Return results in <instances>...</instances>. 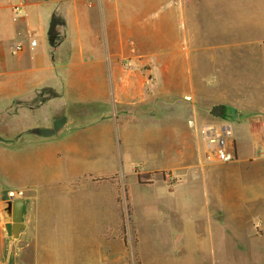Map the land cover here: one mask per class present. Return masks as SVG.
Instances as JSON below:
<instances>
[{
  "label": "crops",
  "instance_id": "crops-1",
  "mask_svg": "<svg viewBox=\"0 0 264 264\" xmlns=\"http://www.w3.org/2000/svg\"><path fill=\"white\" fill-rule=\"evenodd\" d=\"M14 6L20 8L15 11ZM163 6L170 10L158 20L145 22V16L141 18L142 14L148 16L150 9L156 14ZM259 7H264V0H0V104L7 105L6 111L0 110V129L5 128L8 136L0 142V253L8 249L13 264H77L73 260L78 258L76 232L101 223L97 216L104 213L96 207L98 202L90 189V150L101 135L104 150L111 151L116 127L109 115L90 122V103L107 104L116 97L120 104L132 98L135 101L131 105L157 104L156 87L150 84L148 93L145 80L137 73L132 77V69L127 72L123 60L138 68L144 63L154 64L157 71H170V80L183 81L184 86L193 88L192 71L224 69L217 65V55L264 52L262 25L245 34L207 31L203 25L204 21L223 19L263 23ZM128 8L133 14H128ZM33 39L35 45L31 44ZM17 43L22 49L13 52ZM247 69L264 71V65ZM193 93V89L182 93L183 103L193 106L186 127L196 118L194 105L188 102ZM33 102L43 104L41 110L46 112L40 118L59 115L57 128L50 137L16 139L15 135L26 128L24 120L32 115L25 105ZM20 104L23 110H16L15 105ZM231 104L240 118L247 120L231 124L235 133L227 128L238 154L231 164L211 161L204 141L206 160L201 152L190 149L175 162L173 142L172 147L159 145L161 135L174 134L172 111H167L162 123L150 111L141 128L136 125L124 132L131 135L124 139L125 148L141 152L138 160L156 164L159 171L172 169L182 175L172 189L158 184L171 206V210L167 207L171 222L160 229L172 249L170 258H181L190 245L195 247L197 257L204 258L198 250L203 247L199 220L207 224L211 245L222 246L224 236L217 224L223 214L244 216L243 225L235 230L240 233L235 239L245 240L241 245L264 235V189L255 188L251 200L242 190H225L222 186L240 176L264 181V91L260 95L254 83L246 99ZM30 110H34L32 104ZM237 137L242 140L241 148ZM31 150H39L37 156L45 159L46 172L26 166ZM163 150L168 154L164 156ZM199 178L210 189L203 209L191 202V193L183 191L188 182ZM9 183L18 186L9 187L11 190L25 192L24 226L18 237L9 236L5 228L10 214L3 209L2 203L9 198L3 190ZM133 193L134 215L142 214V206H150L153 241L159 233L157 230L155 235L153 227L158 216L154 201H149L153 196ZM181 198L183 202L178 201ZM29 199L36 200L33 214L29 212L35 206L29 207ZM254 203L260 204V227L252 224L244 209ZM225 240H230L229 236Z\"/></svg>",
  "mask_w": 264,
  "mask_h": 264
},
{
  "label": "rangeland",
  "instance_id": "rangeland-1",
  "mask_svg": "<svg viewBox=\"0 0 264 264\" xmlns=\"http://www.w3.org/2000/svg\"><path fill=\"white\" fill-rule=\"evenodd\" d=\"M169 10L168 7L163 6L155 14L150 9V14L148 16L142 14L141 18L145 16V22H148V20L150 22L155 21ZM128 14H133L129 8ZM258 14L264 17V7H259ZM146 17L148 18L146 19ZM204 24V28L209 31L240 34L252 33L256 30L253 28L254 26H264V22L254 24L253 22H237V20L232 21L230 19L208 20L204 21ZM237 26L240 28H236ZM145 58L142 57L141 59ZM216 59L217 65H221L224 69L192 71L193 88L184 86L183 81L170 80L171 72L167 70L157 71L154 64L151 66L149 63H144L138 68L137 65L127 64L128 60H123L122 64L126 71L129 72L130 68L132 69V72H129L133 74L132 77L139 74L145 80L144 89L146 88L148 93L151 90L150 84L156 87L158 92L157 104L150 105L147 102L131 105L135 101L132 97L131 101L128 100L127 103L121 104L120 101L116 102V97V100L113 98L107 104L90 103V122L92 120L101 121L102 118L100 117L109 115L115 121L116 127L115 134L112 136L111 151L104 150L101 135L95 138L93 150H90V157H92L90 158V189H93L96 202H98L95 203L96 207L100 206L104 213L97 216L101 223L90 225L88 230H78L76 232L75 242L78 258H73V260L77 264H264V235L250 239L245 246L240 244L241 242L245 243L244 238L243 240L235 239V236L240 234L235 230L243 225L244 219V216L238 213L223 214L221 216L222 220L217 226H221L224 240L223 245L220 247H217V245L216 248L211 245L212 240L209 237L210 231L207 224L205 221L199 220V233L203 237V247L198 250H201L200 252L203 253L204 258L197 257L193 245H190L181 253V258H170L173 255L172 249L167 247L166 243L168 242L163 236L164 232L160 230L171 222V214L167 205L169 200L165 195H161L160 192L163 193V191H161L158 184L165 185L168 190L172 189L177 181H181L182 175H177L172 169L159 171L156 164L138 160L141 152L129 150L125 148L126 145L124 144L125 137H131V135H125L124 132L136 125L141 128L144 119L149 117L148 113L150 111L156 113L161 123L166 121L167 111H172L174 116L170 120L174 123V134L161 135L160 147H172L171 143L173 142V149L176 150L175 162L185 157L188 154L186 151L190 149L195 153L201 152L202 157L206 160L208 156L203 148L205 132L209 128L227 132V128H229L230 131L232 130L235 133L236 128H230L231 124L247 120L246 118H240L236 109L232 108L231 103L233 100L246 99L248 89H252L254 83L260 95L264 91V71L247 69L256 65L263 66L264 52L257 51L236 55L222 54L217 55ZM209 64V61H207V66L212 67L213 64ZM188 89L194 90L192 100L188 102L194 105L196 118H193L190 126L187 125L186 127V121L193 112V106L188 107L183 103V100H185L183 97L184 91ZM217 103L224 106L221 116L211 112L212 107ZM31 104L34 110H30ZM42 106L43 104L35 102L25 105V110L31 111L32 115L24 120L26 128L17 136L15 135L16 139L20 137L25 138V140H35L50 137L52 132L56 130L57 127L55 126L57 125L55 124L60 121L59 115L58 118H55V116L51 119L40 118L39 115L46 112L41 110ZM15 108L16 110L18 108L22 109L23 105H15ZM0 110L6 111L7 105L1 103ZM51 125L53 127H49ZM7 137L6 129L1 128L0 142H5ZM236 139L238 147L241 148L242 140L239 137ZM38 152L39 150L29 151L30 162L26 166L32 168L31 170L41 171L42 169L46 172L45 159L38 158ZM162 153L164 156L168 154L165 150ZM211 161L221 163L215 159H211ZM256 169H259V167L257 166ZM198 180L197 182H188L183 191L191 193V202L202 205L203 209L205 208L203 203L210 189L201 178ZM222 186L225 190L230 187L242 190L251 199V193L255 188L259 187L260 191H263L264 181L240 176L233 182H223ZM9 187L16 189L18 186L15 183L7 184L3 190L6 195H8ZM134 191L142 194L143 197L151 196V194L153 196L152 200L149 201H154L153 208L158 215L153 226L156 229L154 231L155 235L157 230L159 231L153 241L150 239V218H152L150 206H142V214L134 215V200L131 198ZM35 201V199H29V207L35 206L33 211L30 210V214L36 212ZM178 201L183 202V199L181 198ZM259 206V203L256 205L254 203L253 207L250 204L244 206L255 227L261 226L260 215L257 210ZM118 209L121 210L120 214ZM173 211L176 223L178 219L174 208ZM187 220L194 223L192 218ZM228 236L230 240H225ZM162 243L166 246H159ZM7 250L0 253V264H13Z\"/></svg>",
  "mask_w": 264,
  "mask_h": 264
},
{
  "label": "built area",
  "instance_id": "built-area-1",
  "mask_svg": "<svg viewBox=\"0 0 264 264\" xmlns=\"http://www.w3.org/2000/svg\"><path fill=\"white\" fill-rule=\"evenodd\" d=\"M20 6H14V10L17 11ZM32 45L36 44V40L31 41ZM22 49V44L18 43L14 46V52ZM204 143L207 152L210 156L221 163L234 162L238 158L237 146L234 138L226 131L211 130L205 138ZM24 190H11L8 192L9 197H23Z\"/></svg>",
  "mask_w": 264,
  "mask_h": 264
},
{
  "label": "water",
  "instance_id": "water-1",
  "mask_svg": "<svg viewBox=\"0 0 264 264\" xmlns=\"http://www.w3.org/2000/svg\"><path fill=\"white\" fill-rule=\"evenodd\" d=\"M223 108L222 104H217L212 107L211 112L217 116H221ZM25 201L24 197H11L3 202L4 209L11 212V219L5 224L7 233L11 237H18L24 226Z\"/></svg>",
  "mask_w": 264,
  "mask_h": 264
},
{
  "label": "flooded vegetation",
  "instance_id": "flooded-vegetation-1",
  "mask_svg": "<svg viewBox=\"0 0 264 264\" xmlns=\"http://www.w3.org/2000/svg\"><path fill=\"white\" fill-rule=\"evenodd\" d=\"M9 198H11V197H9ZM8 198V199H9ZM7 200V199H6ZM2 205H3V207H4V203H2ZM4 209V208H3ZM5 211V210H4ZM6 212H8V214H10V219H11V212H9V211H6Z\"/></svg>",
  "mask_w": 264,
  "mask_h": 264
}]
</instances>
